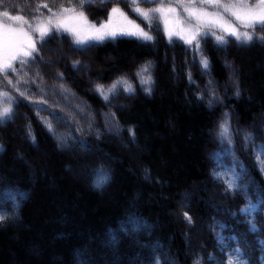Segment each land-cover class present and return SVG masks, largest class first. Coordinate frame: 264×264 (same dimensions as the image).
Listing matches in <instances>:
<instances>
[{"label":"trees","instance_id":"1","mask_svg":"<svg viewBox=\"0 0 264 264\" xmlns=\"http://www.w3.org/2000/svg\"><path fill=\"white\" fill-rule=\"evenodd\" d=\"M75 2L0 0V12L32 21ZM114 5L145 26L124 0H96L84 11L100 23ZM256 32L264 34V28ZM151 34L155 40L147 43L119 36L78 46L67 33L37 43L26 79L37 98L43 94L38 88L46 93L48 103L24 101L12 121L0 124V212L9 216L0 225V264H151L153 248L161 264L165 257L168 264H193L197 257L203 264H226L237 247L249 264H264V188L255 183L264 178V165L253 151L264 144V134L252 130L264 128V42L243 45L226 37L228 43L218 45L202 39L209 61L204 70L193 46L169 42L162 25L157 31L154 24ZM51 49L59 51L60 62L51 59ZM88 58L100 68L91 70ZM74 61L80 64L73 67ZM146 63L150 85L137 76ZM120 77L134 91L119 85L105 101L96 85L107 88ZM149 86L151 93L144 90ZM41 117L52 121L64 146ZM225 120L232 145L222 142L220 129L214 132ZM245 133L254 135V144L244 141ZM232 151L246 169L237 176L248 186L246 194L228 190L214 175L232 169ZM103 174L110 179L96 187ZM249 201L257 206L256 232L249 231L251 217L240 212Z\"/></svg>","mask_w":264,"mask_h":264},{"label":"snow or ice","instance_id":"2","mask_svg":"<svg viewBox=\"0 0 264 264\" xmlns=\"http://www.w3.org/2000/svg\"><path fill=\"white\" fill-rule=\"evenodd\" d=\"M109 2L111 0H100V3ZM124 2L138 18L143 20L145 26L137 23L118 5H114L107 19L99 24L89 20L84 9L96 3V0H76L68 7L61 4L55 11L49 8V15H35L31 22L22 16H12L8 11L0 12V124L12 121L16 116L15 109L24 101H29L32 105L48 103L44 99L46 93L42 89L38 88L43 93L38 98L35 93L31 92L29 80L26 78L29 77L27 66L30 63H36V56L39 54L37 43L43 45L46 42L45 38L50 34L67 33L71 36L72 42L78 46H86L91 42H102L109 38L115 39L118 36H132L147 43L155 40L151 34L153 25L155 24L157 31L162 25L169 42L173 37H178L194 47V50L200 54V64L204 70L209 69V61L203 55L200 44L202 39L214 38L218 45L228 43L226 36L235 37V40L243 45H250L254 39L264 42V34L256 32L257 27L264 28V0H254V2L253 0H124ZM145 4L153 6L144 7ZM44 7L48 5L45 4ZM233 18L239 22V27L232 22ZM79 64L80 61H74L73 67ZM150 67V63L140 66L137 76L140 77L141 84L150 85L152 83ZM35 75L39 76V72ZM58 79H63V75L59 74ZM3 85L10 86L17 95L6 90ZM119 85H123L127 92L134 91L126 77H120L107 88L102 84H97L96 90L105 101H108L109 96L116 93ZM59 87L64 90L63 85ZM144 90L151 93L150 86ZM239 94L237 87L236 95ZM114 116L115 114L113 118ZM41 119L47 130L56 137L61 146H64L67 142L63 136L57 135L52 121L44 117ZM27 135L35 143L36 137L30 125L27 127ZM219 136L222 142L233 144L229 120L221 123ZM243 139L247 144L255 142L252 133H245ZM3 150V145H0V152ZM253 151L258 165H264V160L261 159L264 155V144L256 146ZM232 155L234 158L232 169L225 173L216 172L214 175L224 180L228 190L234 192L242 189L246 194L248 186L240 185L237 180V176L246 173V169L239 165L234 151ZM236 166L241 167V173H236ZM261 170L264 171V167ZM109 179L107 174L98 176L95 181L96 187H101ZM261 200L264 202V197ZM256 207L249 201L245 207L240 209L243 215L251 217L247 220L250 232L259 231L255 223ZM184 216L189 222L191 221L187 213H184ZM7 219H9L7 212H0V225ZM223 227L224 225H221V228ZM115 240L116 237L113 236V241ZM218 240H222V237L218 236ZM261 243L264 244V241ZM221 251H223V245H221ZM242 257L243 252L237 247L227 255L226 264H249V261ZM214 259V256H209V260ZM151 264H161L157 248L152 249ZM165 264H168L167 257H165ZM193 264H203V257L194 259ZM217 264H225V262L218 261Z\"/></svg>","mask_w":264,"mask_h":264},{"label":"rangeland","instance_id":"3","mask_svg":"<svg viewBox=\"0 0 264 264\" xmlns=\"http://www.w3.org/2000/svg\"><path fill=\"white\" fill-rule=\"evenodd\" d=\"M67 7V6H66ZM53 11H55L56 9H52ZM110 11V10H109ZM50 13H48L47 15H49ZM109 14V13H108ZM47 15H45V16H47ZM107 19V18H106ZM29 21V20H28ZM31 22V21H30ZM233 23H235V20H234V18H233V21H232ZM97 24H99V23H97ZM14 26H16L15 24H14ZM25 27H27L26 25H25ZM129 37H132V36H129ZM167 37V36H166ZM167 39H168V37H167ZM51 51H52V60L53 61H55L56 63H58V62H60V59H59V51L58 50H55V49H51ZM89 59V62L91 63V70H93V71H95V70H98L100 67L97 65V62L94 60V59H90V58H88ZM84 68L86 69L87 67H86V65L84 66ZM232 80V82H234L233 81V79H231ZM235 83V82H234ZM114 131H118V128L117 127H115V129H114ZM214 135V134H213ZM81 150V149H80ZM82 151V150H81ZM216 204L217 203H213V205H214V208L215 209H217L218 207L216 206ZM195 237H193V239H194Z\"/></svg>","mask_w":264,"mask_h":264},{"label":"bare ground","instance_id":"4","mask_svg":"<svg viewBox=\"0 0 264 264\" xmlns=\"http://www.w3.org/2000/svg\"><path fill=\"white\" fill-rule=\"evenodd\" d=\"M218 129H220V125H217V124H216L215 129H214V132L216 131L215 133H217V130H218ZM252 130H253V132H254L257 136H262V135L264 134V128H262V127H258V125L254 126ZM215 133H214V134H215ZM214 139H215V138H214ZM255 183H256L258 186L264 188V178H263L262 180H255Z\"/></svg>","mask_w":264,"mask_h":264}]
</instances>
